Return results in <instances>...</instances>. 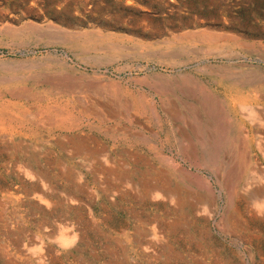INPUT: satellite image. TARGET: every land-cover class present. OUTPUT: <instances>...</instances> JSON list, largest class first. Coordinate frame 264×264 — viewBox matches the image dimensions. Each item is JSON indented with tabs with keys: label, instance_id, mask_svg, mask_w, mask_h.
Instances as JSON below:
<instances>
[{
	"label": "rangeland",
	"instance_id": "rangeland-1",
	"mask_svg": "<svg viewBox=\"0 0 264 264\" xmlns=\"http://www.w3.org/2000/svg\"><path fill=\"white\" fill-rule=\"evenodd\" d=\"M221 69L264 76V0H0V264H264V119L192 150L182 78L264 112Z\"/></svg>",
	"mask_w": 264,
	"mask_h": 264
},
{
	"label": "bare ground",
	"instance_id": "bare-ground-1",
	"mask_svg": "<svg viewBox=\"0 0 264 264\" xmlns=\"http://www.w3.org/2000/svg\"><path fill=\"white\" fill-rule=\"evenodd\" d=\"M218 73L222 78L226 77L230 80L229 85L231 87H236L239 84L241 87H252L260 90V87L264 86V76L258 71L253 70L252 72H244L232 76L231 71L221 69ZM179 89L184 95L190 97V99L194 100L197 105H199L204 117H206V129L204 130L205 135L203 137L209 139L210 142H207L206 145L199 150L194 145V147H192L193 152L199 153L206 162L216 161L220 164L223 157L229 156L230 147L228 146L231 141H236L238 145L245 144V146L247 141H251L250 134H243L242 129L235 124V119L241 121V117L237 118L238 111L241 113L242 117L244 116V118L250 122L251 127L249 128V133L254 128L258 129L263 123L264 112L255 107L251 108L253 106L252 103L257 100V97L261 96L260 94L259 96L250 97L248 95H239L238 92H235L236 95H232V89L224 88V97L229 105L228 115L225 116V114H223L224 111L222 110V103L218 97L212 92L207 91L204 86L195 84L187 78H182L181 85L179 84ZM225 91H229V93H225ZM247 105H249L248 108ZM167 112L172 120L180 116V112L177 108L170 104L167 107ZM198 124L199 123H194L193 126H190L191 133L194 137H196L197 129L199 130ZM243 158L245 159V157H242L241 161H245Z\"/></svg>",
	"mask_w": 264,
	"mask_h": 264
}]
</instances>
